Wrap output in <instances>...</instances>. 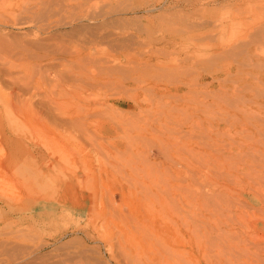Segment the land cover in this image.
I'll return each instance as SVG.
<instances>
[{
	"label": "rangeland",
	"instance_id": "obj_1",
	"mask_svg": "<svg viewBox=\"0 0 264 264\" xmlns=\"http://www.w3.org/2000/svg\"><path fill=\"white\" fill-rule=\"evenodd\" d=\"M262 147L264 0H0V264H264Z\"/></svg>",
	"mask_w": 264,
	"mask_h": 264
},
{
	"label": "bare ground",
	"instance_id": "obj_2",
	"mask_svg": "<svg viewBox=\"0 0 264 264\" xmlns=\"http://www.w3.org/2000/svg\"><path fill=\"white\" fill-rule=\"evenodd\" d=\"M98 58V57H97ZM100 61V60H99ZM106 62V61H105ZM106 64V63H105ZM100 65V64H99ZM84 66V65H83ZM105 67L107 66V64L106 65H104ZM109 67V66H108ZM108 67H106V68H108ZM105 69V68H104ZM110 69V68H109ZM101 71V70H100ZM109 71V70H108ZM86 73V72H85ZM101 73V72H100ZM103 73V72H102ZM109 76V75H108ZM113 81V80H112ZM98 85V84H97ZM100 85H101V83H100ZM118 86V85H117ZM73 122V121H72ZM75 122V121H74ZM73 122V123H74ZM72 123V124H73ZM90 124H92V123H90ZM100 124V123H99ZM83 126V125H82ZM95 127V126H94ZM93 127V128H94ZM104 131L106 134H111V132L114 130L113 129V127H107L106 126V124L105 123H101L100 125H99V127L98 128H96L95 130H94V132H96V135L99 137V138H103L102 137V135H101V132L100 131ZM118 132V131H117ZM103 133V132H102ZM108 136V135H107ZM104 139H106V138H104ZM103 139V140H104ZM99 145L102 147V148H104L103 147V144H102V141H101V143H99ZM241 147V146H240ZM239 146H236V144H231V146L228 148V150H227V152H229V153H232V152H234L235 150H239V148H240ZM254 149V148H253ZM259 149H263V150H261L262 152H263V154H264V147H262V148H259ZM236 152H238V151H236ZM252 152V151H251ZM236 154V153H235ZM75 156H77V155H75ZM84 157V156H83ZM83 157H80V156H78L77 157V159H76V162L77 161H80L81 163H82V165H85L86 164V160L83 158ZM243 164H245V163H243ZM257 164V163H256ZM3 165V164H2ZM244 166H246V165H244ZM257 166V165H256ZM242 168H244V167H242ZM238 169V168H237ZM248 169V168H247ZM237 171V170H236ZM238 173V172H237ZM247 173V172H246ZM240 175H242V174H240ZM83 181H84V179H83ZM119 191V190H118ZM118 191H116V193L117 194H119L120 192H118ZM89 197V196H88Z\"/></svg>",
	"mask_w": 264,
	"mask_h": 264
}]
</instances>
